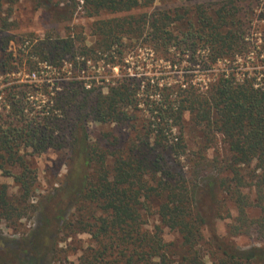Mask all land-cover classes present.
<instances>
[{"label":"trees","instance_id":"trees-1","mask_svg":"<svg viewBox=\"0 0 264 264\" xmlns=\"http://www.w3.org/2000/svg\"><path fill=\"white\" fill-rule=\"evenodd\" d=\"M70 1L68 16L79 2ZM81 1L88 17L112 14L92 22L91 42L75 29L64 36L48 30L35 42L21 37L23 45L29 40L22 54L33 81L9 79L10 55L0 60V70L9 69L0 84L18 81L2 88V173L13 177L26 200L37 175L29 156L64 148L74 156L56 192L65 195L52 196L51 217L47 207L35 205L36 226L26 235L10 237L0 230V264L15 259L49 264L57 234L72 222L94 243L78 264H264V245L240 247L231 238L252 226L264 237V67L237 69L256 48L247 10L258 0H184L174 8L155 6L156 0ZM37 2L49 7L51 0ZM138 44L172 64L188 62L198 79L168 82L155 74L130 75L126 54ZM66 62L75 78L57 88V76L42 71L47 66L60 70ZM159 65L155 62L150 71L160 72ZM115 67L119 75L110 77L98 70L112 74ZM90 123L120 128L104 134V148L91 141ZM185 123L200 133L190 152ZM216 134L228 154L221 162L207 155ZM184 158L186 171L180 164ZM212 182L236 208L229 237L208 230L199 207L203 186ZM250 189L261 209L256 218L247 213L251 202L245 190ZM27 210V201L12 200L0 185V221L18 220ZM149 216L158 220L151 227ZM166 228L176 234L174 240L164 238ZM46 236L53 246L41 251V241H35Z\"/></svg>","mask_w":264,"mask_h":264},{"label":"rangeland","instance_id":"rangeland-1","mask_svg":"<svg viewBox=\"0 0 264 264\" xmlns=\"http://www.w3.org/2000/svg\"><path fill=\"white\" fill-rule=\"evenodd\" d=\"M195 1L197 0H190V2ZM199 1L215 2L217 0ZM183 2L184 4L186 3L184 0H156L154 4L158 7L174 8ZM71 4L72 2L70 0H51L49 7H46L45 5H39L37 0H0V60L10 55V64H14V68L12 69V72L7 74L10 75L9 79L14 76L22 77L19 81L23 82L33 81L34 79L33 73H30L27 69V54H22V50L25 48L24 46L28 44L29 40L23 45L20 41L21 37L33 39V42H35L36 39L41 38L48 30L54 31V33L60 36H64L71 29H75L76 31H81L86 40L91 42L93 40L90 33L92 22L98 18L112 16V14L105 12L95 17L86 16L85 11L82 8L81 0L77 3L72 14L68 16L69 10L72 6ZM249 9L247 10V18L251 20V28L249 32L251 33L252 40L255 42L256 48L253 53H250L248 57L241 60V63L243 64L238 66L237 69L239 71L264 67L261 65L264 63V22L263 19H261L264 18V0H258ZM67 12L68 14H66ZM4 22L6 24L7 22L9 23L7 24L8 27H3V24H5ZM135 47L136 48L126 54V58L130 60V66L128 68L130 75H135L137 77L141 76L144 79L145 76L152 77L155 74L160 81L168 82H180L182 79L194 77V80L198 79V75H196L197 69H194V66L192 67L188 62L182 60L181 63L172 64L171 61L164 60L160 55L155 54L154 51L147 47V45L138 44ZM99 62V66L101 67L103 63L101 61ZM155 62L160 64V72L156 73L154 69L150 71ZM222 63L223 62H221V65ZM87 64L90 63L88 62ZM133 64H135V66ZM229 64L232 65V63ZM141 65H144V68H142ZM72 68L73 67H70L68 62H66L64 67L60 70L47 66V71L43 70L42 72H44L43 74L48 73L57 76L59 83L56 86L57 88H60L66 81L75 78V75H72L73 72L75 73ZM195 68H198V65ZM98 70H101L106 77L113 76L114 74L119 75L117 67L113 68L112 74L111 71L106 72L103 68ZM5 71L8 72L9 69L0 70V80L4 77L2 74ZM16 82L18 81L12 80L0 84V105L1 102H3L1 98L2 88L7 84ZM101 84L104 85V82H101ZM102 88L105 90L104 86ZM29 98H32V96L29 95ZM143 116V114H140L139 118L141 119ZM185 117L188 121V114H186ZM118 128H120V126H116L114 123H90L87 129L90 132L91 141L99 142L102 147L105 148L107 143L104 134L107 131L117 134ZM183 129V135L187 141V152H190L195 149L196 138L194 136L200 133L195 132L192 129V126L188 123H185ZM176 133L177 130H174L171 137L169 136V133V139L175 136ZM225 148L226 145L222 141V136L216 134L213 143L207 150V155L209 158L216 156L221 162L228 157ZM73 157L70 149L67 148L61 150L48 149L41 154H32V156H29L28 158H30L32 165L35 167L37 175L36 180L32 185L30 196L26 200H23L21 191L13 177L3 174L0 170V185H6L9 198L18 201L21 205L25 204L26 201L28 202V210L23 217L18 220L11 221L2 219L0 221L2 235L10 237L22 236L35 228V205L37 206V209L47 207L49 215L46 216L49 217L53 214V208L56 206V199L52 196H58L59 194L60 197L65 195V193L60 194L61 190H59L58 193L56 192L61 188L67 175L72 170V165L74 164ZM180 164L182 165L183 171L188 169L189 162L186 158L181 159ZM208 185L209 184L203 186L204 193L199 199V207L205 215L208 224L207 228L208 230L213 229L216 234H219L222 237H229L228 228L234 222V217L237 215L234 203L228 198L223 190L215 184V182H212L211 186ZM245 192L248 194L251 202L247 208L248 216L250 218H256L261 214V209L254 204L253 200L255 198V191L250 189L249 191L245 190ZM29 203L32 204V207L29 206ZM70 210L72 211V209ZM70 217L71 216L69 215V220H73V218ZM157 222L158 220L156 216H149L147 226L151 227ZM50 227L51 230L56 228L54 221L51 222L49 228ZM163 236L167 241H172L176 238V234L167 228L164 230ZM231 238L233 242L240 247L264 245L263 235L254 229L253 226L249 232ZM55 239V249L54 253L52 252L49 264H78L80 258L84 256L91 246L94 245L90 234L77 231V225H75L74 222L62 226V230L59 231ZM40 241L41 245L38 249L41 251L53 246V241L48 236L38 237L35 242L39 244ZM10 264L20 263L15 259L14 261H11Z\"/></svg>","mask_w":264,"mask_h":264}]
</instances>
